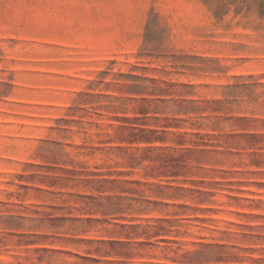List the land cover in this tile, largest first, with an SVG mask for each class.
Returning a JSON list of instances; mask_svg holds the SVG:
<instances>
[{"label":"rangeland","instance_id":"1","mask_svg":"<svg viewBox=\"0 0 264 264\" xmlns=\"http://www.w3.org/2000/svg\"><path fill=\"white\" fill-rule=\"evenodd\" d=\"M0 264H264V0H0Z\"/></svg>","mask_w":264,"mask_h":264}]
</instances>
